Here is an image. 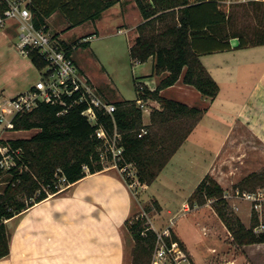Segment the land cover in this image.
Returning <instances> with one entry per match:
<instances>
[{
  "label": "trees",
  "instance_id": "1",
  "mask_svg": "<svg viewBox=\"0 0 264 264\" xmlns=\"http://www.w3.org/2000/svg\"><path fill=\"white\" fill-rule=\"evenodd\" d=\"M118 0H28L35 27L48 29L47 18L55 10L63 12L70 21L69 27L86 20H96L102 12ZM144 18L137 25L138 35L130 45L133 60L153 58V74L160 75L154 89L136 82L135 99L114 100L113 114L99 112L100 120L112 133L115 122L124 145L121 163H133L141 183H152L171 156L193 130L207 107L190 105L182 100L167 97L162 89L179 79L194 85L208 97L214 98L219 82L201 60L203 53L228 50L236 47L264 44V0L246 2L251 6L258 22L254 26L232 29L235 13L222 9L219 0H135ZM9 0H0V12ZM248 11V10H246ZM58 33L54 34L57 36ZM236 37L238 42L233 43ZM89 44V40L82 41ZM58 46L71 52L72 45L63 40ZM71 54V53H70ZM40 67L46 59L38 49L29 52ZM157 99L161 107H154L150 121L144 122L143 108L137 103L142 98ZM67 100H73L68 96ZM61 102H42L33 111L17 113L7 128L36 129L30 136L1 138L10 146L14 163L1 164L0 175L9 172L8 183L0 190V258L10 251V233L7 219L52 193L63 190L89 171L104 168L100 159L101 140L95 134V125L87 118V102L73 103L67 110ZM115 119V122H114ZM142 127L147 129L140 135ZM20 149V152L14 150ZM243 187L264 185V169L253 171L239 182ZM224 186L206 173L188 197L190 206L212 198L216 210L235 238L241 243L264 241V230L255 231L258 212L253 210L252 225L247 226L241 217L230 209L224 195ZM156 202V201H155ZM159 207V203L156 202ZM144 217L127 219L137 247V264H142L143 252L153 254L158 232L145 224ZM167 241L171 242L170 236ZM173 238H177L173 234ZM148 258V261L149 259Z\"/></svg>",
  "mask_w": 264,
  "mask_h": 264
},
{
  "label": "rangeland",
  "instance_id": "2",
  "mask_svg": "<svg viewBox=\"0 0 264 264\" xmlns=\"http://www.w3.org/2000/svg\"><path fill=\"white\" fill-rule=\"evenodd\" d=\"M245 3L241 1L221 3L222 9L236 12L230 24L232 29L243 28L245 25L254 26L258 22L251 10L252 7ZM119 10L120 5L113 6L97 22L89 20L64 31L63 24L58 25L59 22L54 21L55 14L49 19L51 32H60L62 37L72 43L76 61H79L83 70L89 73L99 93L109 100L135 99L138 80L146 82L149 87L154 86V82L146 74L151 71L152 61H134L130 55L133 31L129 30L137 21L136 15L134 12L130 14L128 12L125 16L122 14L109 16V13ZM123 10H129V6H123ZM6 21L0 24V92H3L1 98H8L34 84L43 76L46 69L44 66H38L29 52L23 53L20 50L18 46L20 24L14 18ZM96 24L99 28L98 33ZM92 33L95 35L84 39ZM87 40H90L89 44L82 43ZM232 40L234 44L238 42L236 37ZM203 59L222 85L221 95L213 104L211 99L207 101L209 97L203 95L194 85L183 87L177 84L163 94L182 101H191L199 107H209L212 104L211 108L215 110V113H212L213 117L224 119L208 120L199 125L192 143L194 155L193 163L190 164L193 174L191 180L196 175H201L211 163L225 188L224 195L230 203V209L238 214L247 226H251L253 210L258 212V223L261 218L264 219V202L263 209L259 212L242 192H253L264 185L243 187L238 182L249 173L264 169V137L257 138L253 131L238 124L233 130L234 138L221 146L222 151L220 149L217 153L216 150L221 136L227 131L237 110V105L246 101L256 106L255 97L251 93L256 92L255 86H258L264 74V44L209 52L204 54ZM152 101L147 100L143 107L144 122L148 121L146 117L148 110L152 111L155 107ZM35 131L36 129H24L15 132L2 123L0 145L3 147L5 144L1 138L30 136ZM3 149L5 150V147ZM6 159L10 161L8 156ZM105 164H110V161H105ZM8 178L7 171L0 175V190L7 185ZM141 184L139 181L134 187L138 196L135 198V209L131 217L133 220L144 217L145 224L157 232L168 228L171 240H176L188 257V261H182L181 264H264V242L241 243L235 238L219 216L212 198L206 199L203 203L196 202L194 206L189 205L187 212L181 208L173 209L171 213H168V210L159 213L160 208L154 198L146 201L141 199L140 195L143 194L140 191ZM237 188L240 189V194H237ZM166 190L173 191L169 185L166 186ZM174 190L181 199L184 195L181 190L178 187ZM258 223L254 226L256 232ZM173 234L177 238H173ZM156 246L157 240L151 258L145 252L141 254L142 264H152ZM127 248L125 264H137L138 250L134 237ZM166 264L176 263L168 261Z\"/></svg>",
  "mask_w": 264,
  "mask_h": 264
},
{
  "label": "crops",
  "instance_id": "3",
  "mask_svg": "<svg viewBox=\"0 0 264 264\" xmlns=\"http://www.w3.org/2000/svg\"><path fill=\"white\" fill-rule=\"evenodd\" d=\"M24 1L27 2L28 0ZM116 5H120L121 10L113 11L109 13V16L113 14L125 16L128 12L129 14L134 12L136 15L137 21L133 28L129 30V32L133 31L131 45L135 42L138 35L137 25L144 18L135 0H118L112 6L106 8L102 12V15ZM123 6H129V10H123ZM54 14V21L57 20L59 22L58 25L63 24L62 31L71 28L69 27L70 21L66 15L60 10H55L47 18L49 27L46 30L50 34L53 36L56 34L51 32L49 24V19ZM101 16L91 21L97 22ZM14 19L20 24L18 18L15 17ZM96 28V32L98 33L99 28L97 24ZM57 33L58 35L54 36V38L58 42L63 40L65 43L72 45L71 42L60 35V32ZM94 35L95 33L89 34L84 39ZM70 53L80 71L95 86L89 73L83 70L79 61H76L73 55V45ZM204 54L207 53L200 55L201 60L215 77L211 67L203 59ZM148 60L152 61V68L146 74L154 82V86L149 87L146 82L143 81V83L149 88L154 89L160 80V75L153 74V58L150 57ZM215 79L218 80L216 77ZM177 84L183 85V87L191 85L185 83L181 78L173 85L163 88L162 94L168 88ZM219 85L220 90L218 94L214 98H207V101L211 99L212 104L221 95L222 85L220 83ZM32 86L33 84L22 91L28 90ZM255 87H257L255 88L256 92L251 94L255 97L256 106L250 105L246 101L237 105V110L231 118L232 120L227 127V131L221 136L222 138L216 150L217 153L221 149V146L234 138L233 130L238 124L253 131V134L257 138L264 137V74L261 76V82ZM1 94L3 92H0ZM149 99L153 100L152 103L155 107H161L160 102L155 98L150 97L145 102ZM184 102L194 105L191 101ZM211 106L207 107L203 116L177 151L171 156L155 180L152 183H142L140 185V191L143 193L140 195L141 199L146 201L154 198L153 200L159 203V213L163 210H168V213H171L173 209L181 208L184 209V212H187V209H189L188 197L202 177L208 172L213 174L221 183V179L213 170L211 163L201 175H196L191 180L193 174L190 164L193 163L194 150L192 143L195 140L194 135L199 125L206 123L208 120L217 119L212 115V113H215V110H212ZM150 113L151 111L148 110L146 116L147 122L150 121ZM217 120L224 121V119ZM221 127L223 128L222 124ZM11 130L16 132L24 129ZM217 153H215L216 156ZM168 185L173 190V194L171 191L166 190V186ZM176 187L184 194L181 199L177 197V192L174 190ZM137 196L134 188L128 183L125 175L119 168L108 166L94 172L88 170L85 176L68 184L63 190L36 201L7 219L10 233V251L0 258V264H125L127 247L128 245L130 246L133 239L132 232L127 225V219L133 214L136 204L135 198ZM263 242L259 243L262 244Z\"/></svg>",
  "mask_w": 264,
  "mask_h": 264
},
{
  "label": "built area",
  "instance_id": "4",
  "mask_svg": "<svg viewBox=\"0 0 264 264\" xmlns=\"http://www.w3.org/2000/svg\"><path fill=\"white\" fill-rule=\"evenodd\" d=\"M236 1L248 2L251 0H219V3L220 5L222 2L230 4ZM15 17L20 21V40L18 43L20 50L27 53L32 49H38L47 63L44 66L46 69L43 76L31 88L8 98H1L0 95V124L3 123L7 128L17 113L33 111L42 102H61L65 105L62 110L64 111L73 103L86 101L87 118L91 124L95 125V134L101 140L99 154L104 167L115 166L119 168L128 183L134 188L139 179L131 162L121 163L124 145L120 143L121 133L117 129L115 119V127L112 133L100 120L99 112L113 114L117 107L116 103L99 93L88 77L80 71L73 56L65 48L58 46L59 42L52 34L43 27H35L31 9L26 1L9 0L8 7L0 12V24H4L9 18ZM138 84L143 88V81H139ZM68 96H73V100L69 102ZM137 103L142 108L145 106V100L142 98L138 99ZM146 131L147 129L142 127L140 135ZM3 147L0 145V151L3 154L1 164L8 167L14 163V159L10 147L8 145ZM14 152H20V149L14 150ZM7 156L10 161L6 159ZM105 161H110V164H105ZM85 168L87 171L89 170L87 165ZM236 192L240 194V189L237 188ZM242 194L251 200L254 205L253 208L259 212L263 209L264 187L253 192L243 191ZM256 230H264V219H260ZM169 235L170 230L168 228L158 232L152 264H166L168 261L181 264L182 261H188L186 253L176 240L167 241L166 237Z\"/></svg>",
  "mask_w": 264,
  "mask_h": 264
}]
</instances>
